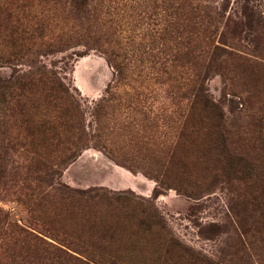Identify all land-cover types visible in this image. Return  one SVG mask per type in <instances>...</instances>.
<instances>
[{
  "label": "rangeland",
  "instance_id": "obj_1",
  "mask_svg": "<svg viewBox=\"0 0 264 264\" xmlns=\"http://www.w3.org/2000/svg\"><path fill=\"white\" fill-rule=\"evenodd\" d=\"M26 1L0 13V264H162L170 240L172 264H264V0Z\"/></svg>",
  "mask_w": 264,
  "mask_h": 264
},
{
  "label": "trees",
  "instance_id": "obj_2",
  "mask_svg": "<svg viewBox=\"0 0 264 264\" xmlns=\"http://www.w3.org/2000/svg\"><path fill=\"white\" fill-rule=\"evenodd\" d=\"M25 1L26 0H16L14 3H12V5L19 2L14 7L15 9L20 8L22 3ZM12 5L8 7L7 4L3 2L0 5L1 6L0 13L2 12L5 13L7 19L14 17L15 12L12 11L13 9L11 8ZM45 16L46 15L43 16H39L38 14L35 15L33 19L36 22V26L34 28L31 27L33 26V24H31V26L30 25L28 26L29 21H27L24 22L18 29L14 30L10 28L8 30L9 32L5 35V37L7 39L9 50H3V57L5 62L10 61V57L18 56L29 44L33 43L35 34H37V36L42 35L45 29H47V26L44 24V22H47V20L49 19V17L46 18ZM24 19H27L26 16ZM29 81L30 80L28 81L21 80L20 82L14 83V85H9L8 90L13 88H18V89L29 88V85L31 83ZM193 103H194L195 116L198 119L202 120L205 124L204 129L201 130H203L204 133L207 134L209 137H212L213 142H215L218 147V144L220 143V139H222V136L220 135L222 134L220 131V127L222 126V119H223L222 111L220 109L216 110L215 108H218V106L214 102H210V100L205 97L202 86L197 88ZM193 119L191 118L194 127L192 126L193 129L190 131V142L191 144H195L196 146H198L199 144L205 146L199 141L200 138L199 133L201 130L196 127V124L194 123ZM55 129L56 127L53 121H49L47 122V126H43L44 131L53 132ZM213 142H207L206 144L210 146L213 144ZM203 150L205 152L210 151V149L206 146L205 148H203ZM227 159H228L227 164L233 167L232 172L238 170L237 166L239 167L241 166L240 158L229 153ZM129 169L131 168L129 167ZM237 172H239V170ZM161 184L163 185V183ZM168 242L169 243H167L166 249L164 251L162 264H172L173 262L178 263L179 260H184L186 258L192 260L189 257L191 255L188 253V250H186V248L180 246L178 242L174 240H170Z\"/></svg>",
  "mask_w": 264,
  "mask_h": 264
}]
</instances>
